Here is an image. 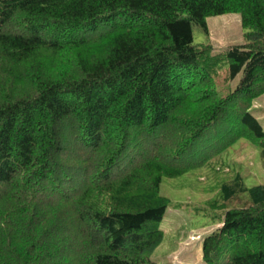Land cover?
I'll list each match as a JSON object with an SVG mask.
<instances>
[{
  "label": "trees",
  "instance_id": "16d2710c",
  "mask_svg": "<svg viewBox=\"0 0 264 264\" xmlns=\"http://www.w3.org/2000/svg\"><path fill=\"white\" fill-rule=\"evenodd\" d=\"M232 13L244 44L194 43ZM263 94L264 0H0V264H160L163 180L241 140L264 169ZM222 199L204 263L264 264V185Z\"/></svg>",
  "mask_w": 264,
  "mask_h": 264
},
{
  "label": "rangeland",
  "instance_id": "374dc122",
  "mask_svg": "<svg viewBox=\"0 0 264 264\" xmlns=\"http://www.w3.org/2000/svg\"><path fill=\"white\" fill-rule=\"evenodd\" d=\"M207 22L209 36L200 28H195L194 43L211 45L212 55L224 52L229 46L245 43L247 31L242 26L240 14L213 16ZM221 73L218 80L223 82L226 73ZM240 77L232 83L233 88ZM252 112L264 127V94L254 100ZM238 174L248 187L264 185L260 150L246 140L239 141L201 169L163 180L161 192L171 200V206L161 224L165 238L153 254L154 260L160 264H205L202 242L221 227L218 220L213 218L223 214L222 207L226 209L222 186L232 183Z\"/></svg>",
  "mask_w": 264,
  "mask_h": 264
}]
</instances>
